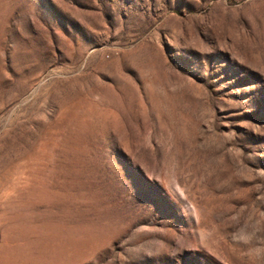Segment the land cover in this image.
<instances>
[{
    "label": "rangeland",
    "instance_id": "rangeland-1",
    "mask_svg": "<svg viewBox=\"0 0 264 264\" xmlns=\"http://www.w3.org/2000/svg\"><path fill=\"white\" fill-rule=\"evenodd\" d=\"M0 264H264V0H0Z\"/></svg>",
    "mask_w": 264,
    "mask_h": 264
}]
</instances>
